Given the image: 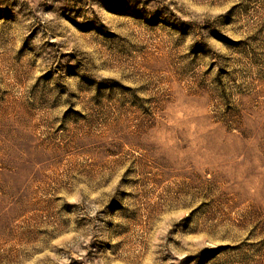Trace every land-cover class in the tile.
Here are the masks:
<instances>
[{
  "label": "rangeland",
  "instance_id": "374dc122",
  "mask_svg": "<svg viewBox=\"0 0 264 264\" xmlns=\"http://www.w3.org/2000/svg\"><path fill=\"white\" fill-rule=\"evenodd\" d=\"M0 264H264V0H0Z\"/></svg>",
  "mask_w": 264,
  "mask_h": 264
}]
</instances>
